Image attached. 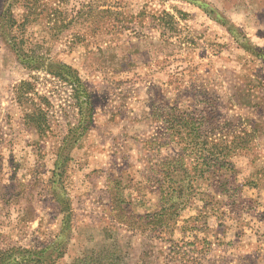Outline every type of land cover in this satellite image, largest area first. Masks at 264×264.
I'll return each instance as SVG.
<instances>
[{
    "label": "rangeland",
    "instance_id": "obj_1",
    "mask_svg": "<svg viewBox=\"0 0 264 264\" xmlns=\"http://www.w3.org/2000/svg\"><path fill=\"white\" fill-rule=\"evenodd\" d=\"M1 256L264 264V0H0Z\"/></svg>",
    "mask_w": 264,
    "mask_h": 264
},
{
    "label": "trees",
    "instance_id": "obj_2",
    "mask_svg": "<svg viewBox=\"0 0 264 264\" xmlns=\"http://www.w3.org/2000/svg\"><path fill=\"white\" fill-rule=\"evenodd\" d=\"M67 70H69V69H67ZM70 71V70H69ZM69 75H71L72 76V82L77 86V87H79V89L81 90V97H84V103H86V106H87V109H88V112L90 113L91 111H90V109H91V106H90V104L88 103V99H89V93H88V91L85 89V87L83 86V83L80 81V79L78 78V76H77V73L76 72H74V71H72V72H70V74H68V76ZM61 76V75H60ZM79 96H77L76 98H78ZM81 103H82V101H81ZM81 103H78V105H79V108L81 109ZM67 143V137H64V139H63V141H62V145H64L65 146V144ZM64 150V148L61 146L60 148H59V153H61V151H63ZM58 153V154H59ZM60 156V155H59ZM58 157V156H57ZM59 159H61V157L59 158ZM62 161L59 163V161H57L56 162V168L54 169V171H53V175L54 176H56L57 175V173H58V171L57 170H59V169H61V168H63V166H64V164H65V162H66V160H65V158H63V159H61ZM61 171H62V169H61ZM64 172V171H63ZM56 174V175H55ZM61 174H62V172H61ZM222 180H224L223 182V184L225 185L226 183H227V181H225V179H222ZM233 181L235 182V178H233ZM52 183H54L55 184V182L54 181H52ZM53 184V185H54ZM236 187V189H238L239 188V185H236L235 186ZM64 205H66V204H64ZM65 207H67V206H64V209H62L63 211H66V218H69V214H70V211H71V209H66ZM2 259H3V256H1V258H0V264H4L5 262H3L2 261ZM16 264H20V263H16ZM22 264V263H21Z\"/></svg>",
    "mask_w": 264,
    "mask_h": 264
},
{
    "label": "crops",
    "instance_id": "obj_3",
    "mask_svg": "<svg viewBox=\"0 0 264 264\" xmlns=\"http://www.w3.org/2000/svg\"><path fill=\"white\" fill-rule=\"evenodd\" d=\"M94 115L96 116V114H94ZM93 119H94V117H93ZM100 125H102V126L105 127V126H106V123L103 122V123H101ZM104 146H106V144H104ZM104 146H103V147H104Z\"/></svg>",
    "mask_w": 264,
    "mask_h": 264
}]
</instances>
